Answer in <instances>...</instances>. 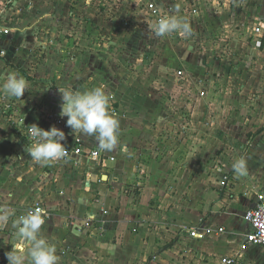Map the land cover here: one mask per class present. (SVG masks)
<instances>
[{"label": "crops", "instance_id": "1", "mask_svg": "<svg viewBox=\"0 0 264 264\" xmlns=\"http://www.w3.org/2000/svg\"><path fill=\"white\" fill-rule=\"evenodd\" d=\"M72 1V22L55 26L49 37L40 32L43 27L31 32L37 22L32 23L30 13L29 21L10 28L13 41L1 42L0 84L14 71L27 80L28 89L21 98L0 92V209L8 207L18 213L39 202L46 221L41 232L55 244L58 264H223L226 258L235 259L237 264H264L263 249L246 244L251 228L244 218L247 209L256 204L257 191L264 189V176L253 180V175L245 179L235 175L228 184H212L204 205L192 210L168 192L179 170L168 172V167L162 164L155 168L152 162L142 167L135 161L142 155V132L151 130V119L142 115L151 103H145L138 91H129L130 100L122 103V91L115 90L117 84L100 78L108 58L106 46H119L122 59H131L138 70H151L150 53L160 38L154 36L151 25L159 16L146 4L170 5V0H120L123 6L114 14L103 5L95 8L84 0L86 4L80 7L78 0ZM108 12L112 16L108 17ZM80 13L85 14L81 22ZM80 27L83 37L78 39ZM70 28L65 34L63 30ZM109 30L115 39L101 43ZM48 47L50 51H46ZM66 62H83L82 71ZM81 77L85 86H80ZM95 87L110 94L114 102L110 101V113L120 122L119 143L112 151L101 150L94 137L73 132L66 126L67 117L59 115V89L86 91ZM49 112L59 115L58 121L51 120ZM14 116L28 126L62 130L67 150L81 143L87 152L99 150L102 157L94 160L83 155L38 165L28 154L33 141L16 132ZM155 206L159 208L153 210ZM17 218L15 214L0 228V264H8L6 253L17 241V230L12 227ZM193 227L199 231L195 238L185 230ZM209 227L223 228L224 233L208 235L205 230Z\"/></svg>", "mask_w": 264, "mask_h": 264}, {"label": "rangeland", "instance_id": "2", "mask_svg": "<svg viewBox=\"0 0 264 264\" xmlns=\"http://www.w3.org/2000/svg\"><path fill=\"white\" fill-rule=\"evenodd\" d=\"M86 1L94 7L103 5L108 11L113 10V14L122 4L120 0ZM73 2L0 0V29L21 26L22 21H29L31 13L32 23L37 22L31 32L36 33L43 27L45 30L40 32L49 37L55 26L72 22L70 4ZM170 2V5L156 6L159 18L175 13L178 7L179 16L189 24L190 34L174 32L157 38L148 62L151 70L147 71L135 68L131 59H122L119 46H106L108 58L100 78L117 84L115 90L122 91V103L130 100L129 91H138L145 103H151L147 107L149 111L142 114L151 119V130L142 132L147 138L142 139V155L135 161L142 167L152 162L155 168L162 164L168 167V172L179 170V177L168 192L193 210L204 205L212 184H226L230 177L234 181L236 173L232 164L239 158L246 160V177L253 175L256 180L264 176V45L260 48L264 30L262 36L256 32L264 28V0ZM76 3L80 7L86 4L84 0ZM108 13V17L112 16V12ZM78 15L81 22L85 14ZM141 20L140 17L138 24ZM42 21L45 24L38 26ZM82 29L75 33L78 39L83 37ZM70 30L63 31L68 34ZM13 35L12 30L7 36L0 34V48L4 39L13 41ZM102 37L105 39L101 43L107 41L106 44L115 39L112 31ZM110 47L116 49L113 51ZM66 63L82 71L83 62ZM78 81L80 86H85V78ZM110 101L114 104L112 97ZM48 115L58 121L59 115L53 112ZM13 120L17 121L16 132L25 135L19 128L26 121L17 116Z\"/></svg>", "mask_w": 264, "mask_h": 264}, {"label": "clouds", "instance_id": "3", "mask_svg": "<svg viewBox=\"0 0 264 264\" xmlns=\"http://www.w3.org/2000/svg\"><path fill=\"white\" fill-rule=\"evenodd\" d=\"M164 15L151 25L157 37H164L174 32L189 35V24L178 14ZM28 89L27 80L10 71L0 84V92L8 97L21 98ZM60 117H67L66 126L82 135L94 137L101 150L112 151L119 143L120 122L110 113V94L103 87H95L86 91L62 90ZM33 143L28 148L32 160L41 166L63 159L67 149L62 143L65 133L52 126L44 130L37 124L28 127ZM237 177L248 175L246 160L239 158L232 164ZM14 209H0V228L6 227ZM44 210L34 209L12 221L17 241L12 250L6 253L8 264H58L57 250L54 243L46 239L41 232L45 224Z\"/></svg>", "mask_w": 264, "mask_h": 264}, {"label": "built area", "instance_id": "4", "mask_svg": "<svg viewBox=\"0 0 264 264\" xmlns=\"http://www.w3.org/2000/svg\"><path fill=\"white\" fill-rule=\"evenodd\" d=\"M147 7L150 11H152L155 15L158 14L157 7L151 3L147 2ZM11 32L8 28H2L0 29V34L7 36ZM257 33H261V29L256 30ZM20 124V123H19ZM31 126V125H30ZM28 125L24 124V126L20 125L21 130H24V134L26 138L31 141L30 134L28 132ZM89 156L94 160H98L102 157V154L99 150H91L90 152H87L86 149L83 147L81 143L75 144L72 149L67 150V154L64 158H79L81 156ZM223 185H225V182H223ZM257 201L256 204L249 207L245 213V220L250 225L251 231L245 236L246 244L248 245H255L258 247H261L264 252V189L258 190L256 193ZM1 208V207H0ZM34 209H43L42 205L38 202L34 204L32 207H28L25 209H22L18 213H15L18 217L21 215L27 214L30 210ZM190 236L192 238L197 237L199 231L197 227L186 229ZM206 233L209 234H223L224 229H213L212 227L206 228ZM237 261L232 258H226L223 260V264H236Z\"/></svg>", "mask_w": 264, "mask_h": 264}, {"label": "trees", "instance_id": "5", "mask_svg": "<svg viewBox=\"0 0 264 264\" xmlns=\"http://www.w3.org/2000/svg\"><path fill=\"white\" fill-rule=\"evenodd\" d=\"M264 45V37H263V40H262V45H261V47L260 48H262V46Z\"/></svg>", "mask_w": 264, "mask_h": 264}]
</instances>
